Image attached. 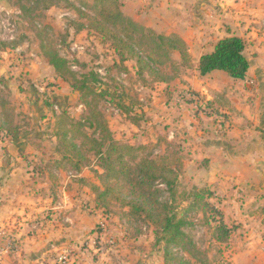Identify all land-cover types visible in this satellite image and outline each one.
<instances>
[{"label": "rangeland", "instance_id": "1", "mask_svg": "<svg viewBox=\"0 0 264 264\" xmlns=\"http://www.w3.org/2000/svg\"><path fill=\"white\" fill-rule=\"evenodd\" d=\"M100 9L96 0H0V151L15 154L6 155L4 160L30 169L32 180H36L44 196L55 197L63 191V198L80 199L86 214H97L95 220L87 217L79 220V232L86 237L71 241L74 247L66 252V260L61 258L63 253L54 254L56 261L63 259L60 264H77L81 260L80 264H180L182 260L186 264H203L201 259H204L209 264H264L262 77L253 74L245 79L239 99L243 107L252 106L250 114L254 112L259 117L257 122L244 123L255 135L246 138L243 149L247 151H199L193 145L195 127L202 130L205 141L212 134L226 135L225 130L232 127L235 116L233 106L227 100L221 98L217 102L215 98L219 105L213 103L202 113L193 103L188 108L200 118L199 122L183 127L186 138L176 140L175 124L179 119L176 109L180 101L187 102L186 96L194 95L188 92L191 86L185 79L194 78L195 65L192 69L183 67L180 55L172 53L175 66L168 62L153 66L159 75L171 77L168 83L156 82L150 76L151 68L140 76L136 60L122 62L112 40L87 28L88 20L83 15L95 17ZM123 17L128 22L118 28L123 39L147 50L142 33H135L129 24L132 20ZM216 32L211 36L213 40L219 37ZM156 33L167 35L160 30ZM42 46L51 47L66 59L68 69L57 72ZM247 57H256L251 44H247ZM94 77L96 83L91 81ZM87 78L93 85L91 94L83 87ZM181 84L185 87L181 88ZM228 88L236 89L234 85ZM65 115L82 123L81 133L100 141L103 152L108 150L110 137L120 144L145 146L147 154L166 155L182 165L174 206L180 217L186 215L185 233L194 244L193 248L188 247L191 253L173 248L176 260L165 262V244L158 240L160 231L155 227L144 220L129 227L122 219L128 208L121 205L106 210L96 207L90 186L101 187L98 174L103 169L95 152L89 153V162L80 173L70 166L57 172L56 164L63 159L61 151H64L57 138L58 123ZM240 162L259 168L262 178H251L253 184L248 180L244 185H236V180L230 179V184L224 186L222 182L229 177L227 168ZM203 188L211 191L212 196L207 200L222 212L226 224L233 229L225 243L216 238L219 217L204 209V202L196 200L195 195ZM161 189L166 190L164 186ZM74 220L77 218L72 217V227ZM8 237L19 245L17 238Z\"/></svg>", "mask_w": 264, "mask_h": 264}, {"label": "crops", "instance_id": "2", "mask_svg": "<svg viewBox=\"0 0 264 264\" xmlns=\"http://www.w3.org/2000/svg\"><path fill=\"white\" fill-rule=\"evenodd\" d=\"M119 1L122 4L123 15L132 22L155 32L160 30L167 32V35L177 34L186 42L195 65L194 78L185 79L191 86L188 92L192 91L206 102L215 105H219L215 98L217 102L222 98L221 101L227 100L233 106L235 116L231 122L232 127L225 130L226 135L212 134L210 139L205 141L207 139L203 138L202 130L195 127L192 131L196 137V142L193 143L197 146L195 149L247 151L243 149L246 138H255V135L248 126L244 127V123L257 122L259 117L254 115V112L250 114L249 109H252V106L243 107L239 100L243 95L245 80L231 79L220 71L202 77L197 67L201 56L212 52L219 40L236 36L251 44L256 54L254 58L247 57L250 70L246 79L256 74L262 77L264 83V0ZM157 1H162V4H156ZM174 6L177 9H174ZM170 7L173 8L169 9ZM215 31L219 37L213 40L211 36ZM219 80L222 83L218 82ZM230 85H234L236 89L231 91V88H228ZM184 87V84H181V88ZM260 96L262 102L260 118L264 120L263 87ZM186 100L187 102L180 101L176 109L179 118L175 124L176 140L186 138L184 136L187 132L183 127L187 124L196 125L200 119L189 111L188 107L193 106L189 102L190 97L186 96ZM220 110L223 111V108ZM10 154L15 156L13 151H0V264H60L61 258L66 260V252L74 247L71 241L86 237L85 233L81 235L79 232V220L88 218L92 221L97 218V214L92 216L86 214L85 209H82V201L74 197L63 198V191L55 197L44 196L40 193L41 187L36 185V180H32L30 169L15 165L9 159L4 160V157ZM227 169L229 177L222 182L224 186L230 184V179L236 180V185H244L248 180L253 184L251 178L256 180L262 178V171L259 168L249 167L241 162ZM256 190L262 191V188ZM72 217L77 218L73 227ZM8 235L17 238L19 244L17 248H9ZM54 254L57 256L62 254L61 260L56 261Z\"/></svg>", "mask_w": 264, "mask_h": 264}, {"label": "trees", "instance_id": "3", "mask_svg": "<svg viewBox=\"0 0 264 264\" xmlns=\"http://www.w3.org/2000/svg\"><path fill=\"white\" fill-rule=\"evenodd\" d=\"M96 1L101 6L98 15L95 17L83 15L88 20L87 28L112 40V45L120 54L122 62L129 59L136 60L140 65V76H143L146 69L151 68L150 76H153L156 82L168 83L171 77L166 74L159 75L153 66L163 65L165 62L175 66L171 57L172 53L180 55L183 67L190 69L194 67L189 48L181 37L158 35L152 29H145L131 22L129 24L133 27L134 32L142 33L147 50L140 45L136 48L126 42L118 31L120 26L125 27L128 24L123 17L121 2L119 0ZM42 50L50 65L57 72L62 73L68 69L67 60L54 52L51 47L42 46ZM197 70L202 77L220 71L231 79L245 80L250 70L245 40L236 36L219 40L212 52L201 56ZM91 81L96 83L97 80L94 77ZM83 87L89 94L93 93V85L89 84L88 78L83 82ZM189 97V102L197 103L200 109L204 105L206 111L211 108L212 103L201 102L196 93ZM81 127H83L82 123L75 122L66 115L60 118L57 138L64 151H61L63 159L57 161V170L70 166L73 171L80 173L89 162V153L95 152L103 169V173L98 174L101 187L90 186L94 192L96 207L106 210L115 205H121L128 208L122 219L129 227L132 226V223L141 220L155 227L157 232L160 231L158 240L165 244V262L176 260L173 248L188 250L191 253L188 247L193 248L194 244L185 233V228L188 225L186 215L180 217L174 206L180 178L179 169L182 165L166 155L154 157L147 154L145 146L135 147L120 144L110 137H108L110 142L108 150L103 152V144L92 139L87 133H81ZM77 140H81V145L76 143ZM161 186H164L166 190L161 189ZM166 194H169L170 197H165ZM195 196L199 203L204 202V209L208 208L219 217L217 240L221 243L229 241L233 229L226 224L222 212L207 200L212 196L211 191L203 188ZM201 262L209 264L204 259H201ZM186 263L180 260V264Z\"/></svg>", "mask_w": 264, "mask_h": 264}, {"label": "built area", "instance_id": "4", "mask_svg": "<svg viewBox=\"0 0 264 264\" xmlns=\"http://www.w3.org/2000/svg\"><path fill=\"white\" fill-rule=\"evenodd\" d=\"M194 105H195L196 108H197L199 111H201L202 113H205V112H206L205 107H203L202 109H200V106L197 105V103H194ZM8 246H9L10 249H14V248H17V247H18L16 241L11 240V239L8 240ZM62 261H63V259L61 260V262H62Z\"/></svg>", "mask_w": 264, "mask_h": 264}]
</instances>
